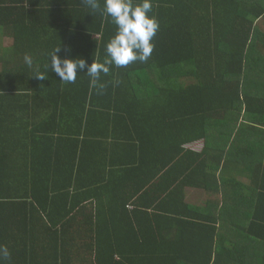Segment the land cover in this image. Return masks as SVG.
Instances as JSON below:
<instances>
[{
	"label": "trees",
	"instance_id": "1",
	"mask_svg": "<svg viewBox=\"0 0 264 264\" xmlns=\"http://www.w3.org/2000/svg\"><path fill=\"white\" fill-rule=\"evenodd\" d=\"M99 3L0 0L4 264H264V0H152L103 92L49 67L103 60Z\"/></svg>",
	"mask_w": 264,
	"mask_h": 264
},
{
	"label": "clouds",
	"instance_id": "2",
	"mask_svg": "<svg viewBox=\"0 0 264 264\" xmlns=\"http://www.w3.org/2000/svg\"><path fill=\"white\" fill-rule=\"evenodd\" d=\"M92 10L100 8L99 0H84ZM152 0H103L102 14L110 18L115 25V33L105 45L103 60H94L88 64L84 59L62 58L60 47L49 53V67L61 81L75 83L78 72H85L90 78V85L103 92L105 84L102 75H108L110 69L126 67L134 62L145 63L153 50V38L159 30V22L151 15ZM28 63L31 60L26 58ZM43 79V77H40ZM118 83V82H117ZM11 253L4 245H0V264L10 258Z\"/></svg>",
	"mask_w": 264,
	"mask_h": 264
},
{
	"label": "rangeland",
	"instance_id": "3",
	"mask_svg": "<svg viewBox=\"0 0 264 264\" xmlns=\"http://www.w3.org/2000/svg\"><path fill=\"white\" fill-rule=\"evenodd\" d=\"M201 143L198 144V145H192L191 147L194 148V149H200L201 148ZM205 198V197H204ZM203 202V201H202Z\"/></svg>",
	"mask_w": 264,
	"mask_h": 264
},
{
	"label": "bare ground",
	"instance_id": "4",
	"mask_svg": "<svg viewBox=\"0 0 264 264\" xmlns=\"http://www.w3.org/2000/svg\"><path fill=\"white\" fill-rule=\"evenodd\" d=\"M129 121V120H128ZM121 123V122H120ZM117 124V123H116ZM119 124V123H118ZM127 124V122H125V125ZM131 124V123H130ZM121 126H123V125H121ZM126 127V126H125ZM120 129V128H119ZM124 130V129H123ZM129 130V129H128ZM135 130V129H134ZM122 131V130H121ZM127 131V130H126ZM125 131H123V133H124ZM126 136V135H125ZM141 140V139H140ZM146 143V142H145ZM32 144V143H31ZM141 144H142V142H141ZM148 145V144H147ZM2 147V146H1ZM2 151V150H1ZM65 158V157H64ZM160 158V157H159ZM162 159V158H161Z\"/></svg>",
	"mask_w": 264,
	"mask_h": 264
}]
</instances>
